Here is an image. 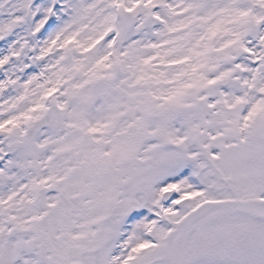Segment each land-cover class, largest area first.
Listing matches in <instances>:
<instances>
[{
  "label": "snow or ice",
  "instance_id": "snow-or-ice-1",
  "mask_svg": "<svg viewBox=\"0 0 264 264\" xmlns=\"http://www.w3.org/2000/svg\"><path fill=\"white\" fill-rule=\"evenodd\" d=\"M0 264H264V0H0Z\"/></svg>",
  "mask_w": 264,
  "mask_h": 264
}]
</instances>
